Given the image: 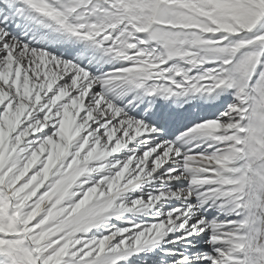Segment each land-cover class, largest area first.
Listing matches in <instances>:
<instances>
[{
    "label": "snow or ice",
    "instance_id": "1",
    "mask_svg": "<svg viewBox=\"0 0 264 264\" xmlns=\"http://www.w3.org/2000/svg\"><path fill=\"white\" fill-rule=\"evenodd\" d=\"M0 264H264V0H0Z\"/></svg>",
    "mask_w": 264,
    "mask_h": 264
},
{
    "label": "bare ground",
    "instance_id": "2",
    "mask_svg": "<svg viewBox=\"0 0 264 264\" xmlns=\"http://www.w3.org/2000/svg\"><path fill=\"white\" fill-rule=\"evenodd\" d=\"M213 114H214V109L212 108H208V107L199 108L191 114V117L187 121L183 122L180 125L179 130H184V128L190 127L194 121L208 118Z\"/></svg>",
    "mask_w": 264,
    "mask_h": 264
}]
</instances>
